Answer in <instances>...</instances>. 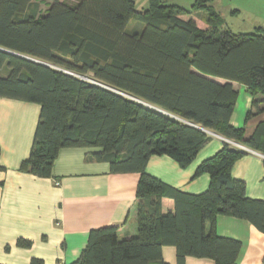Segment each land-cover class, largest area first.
Segmentation results:
<instances>
[{"label": "trees", "instance_id": "1", "mask_svg": "<svg viewBox=\"0 0 264 264\" xmlns=\"http://www.w3.org/2000/svg\"><path fill=\"white\" fill-rule=\"evenodd\" d=\"M75 1L0 0V98L41 106L20 170L51 178L62 149L85 148L113 173L140 174L137 234L121 239L118 227L94 229L72 264H167L165 246L176 247L177 264L188 257L237 264L242 243L219 236L216 225L226 215L264 233V200L249 198L245 182L232 177L247 151L225 142L204 161L196 177L211 180L200 195L163 183L146 167L152 156L189 167L212 133L264 156V121L250 138L245 126L230 125L233 82L254 98L246 121L264 113V28L234 33L212 0L191 9L149 0L144 12L133 0ZM197 11L209 29L180 17ZM136 15L141 27L129 30ZM164 198L174 200L175 212L163 213Z\"/></svg>", "mask_w": 264, "mask_h": 264}, {"label": "crops", "instance_id": "2", "mask_svg": "<svg viewBox=\"0 0 264 264\" xmlns=\"http://www.w3.org/2000/svg\"><path fill=\"white\" fill-rule=\"evenodd\" d=\"M182 19L197 21L192 15ZM258 22L254 31L264 28V20ZM232 84L238 98L230 125L245 126L250 138L264 121V113L247 122L254 98L245 85ZM40 114L39 104L0 98V264H31L35 259L44 264H72L87 247L94 229L118 227L121 239L137 234L139 173H113L108 162L92 159L85 148L62 149L51 178L20 170L30 157ZM212 136L189 167L183 169L167 156H152L147 173L185 193H205L211 179L206 173L196 177L197 169L227 142L219 135ZM249 150L235 163L232 177L245 182L249 198L264 200V157ZM162 211L175 212L174 200L164 198ZM216 230L219 236L242 243L237 264H264V233L249 221L220 215ZM163 260L177 264L175 246L163 248ZM186 264L215 262L188 257Z\"/></svg>", "mask_w": 264, "mask_h": 264}, {"label": "rangeland", "instance_id": "3", "mask_svg": "<svg viewBox=\"0 0 264 264\" xmlns=\"http://www.w3.org/2000/svg\"><path fill=\"white\" fill-rule=\"evenodd\" d=\"M70 4H75V0H67ZM137 12H144L149 9V0H133ZM197 0H163L165 4L178 5L191 9ZM214 10L224 19L226 27L234 33H254V28L264 20V0H212L209 3ZM42 13L48 9L46 4L41 5ZM192 16L197 17V24L202 29H209L210 25L204 19V13L193 12ZM191 15H181L182 18L189 19ZM141 21L136 15L128 25L129 30H136L141 27ZM213 135V133H212Z\"/></svg>", "mask_w": 264, "mask_h": 264}, {"label": "built area", "instance_id": "4", "mask_svg": "<svg viewBox=\"0 0 264 264\" xmlns=\"http://www.w3.org/2000/svg\"><path fill=\"white\" fill-rule=\"evenodd\" d=\"M227 142L230 143L231 145L237 147V148L244 149V150H246V151H250L248 148H246V147L242 146L241 144L236 143V142H234V141H229V140H227ZM261 156H263V155H261ZM263 157H264V156H263Z\"/></svg>", "mask_w": 264, "mask_h": 264}, {"label": "water", "instance_id": "5", "mask_svg": "<svg viewBox=\"0 0 264 264\" xmlns=\"http://www.w3.org/2000/svg\"><path fill=\"white\" fill-rule=\"evenodd\" d=\"M83 79L87 80V78H83Z\"/></svg>", "mask_w": 264, "mask_h": 264}]
</instances>
